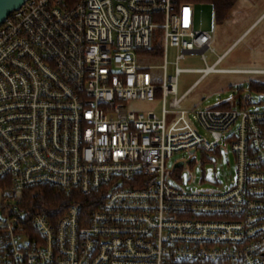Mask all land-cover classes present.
Returning a JSON list of instances; mask_svg holds the SVG:
<instances>
[{
    "label": "built area",
    "instance_id": "obj_1",
    "mask_svg": "<svg viewBox=\"0 0 264 264\" xmlns=\"http://www.w3.org/2000/svg\"><path fill=\"white\" fill-rule=\"evenodd\" d=\"M213 43L195 28L189 0H27L8 15L0 25L5 264H264V108L245 94L231 108L194 110L210 139L177 112L211 74L264 75L219 69L230 51L219 56ZM194 55L206 67L182 69ZM184 72L200 78L179 97ZM158 98L160 115L129 108ZM223 146L236 161L227 188L169 182L176 154ZM43 185L93 197L98 208L78 202L59 219L30 214L24 192Z\"/></svg>",
    "mask_w": 264,
    "mask_h": 264
},
{
    "label": "rangeland",
    "instance_id": "obj_2",
    "mask_svg": "<svg viewBox=\"0 0 264 264\" xmlns=\"http://www.w3.org/2000/svg\"><path fill=\"white\" fill-rule=\"evenodd\" d=\"M194 5L195 28L207 31L214 37L213 48L221 55L233 45L250 27L264 14V0H238L229 17L217 21L213 7L204 0H191ZM208 65H213L217 57L211 52L206 53ZM174 61V50H170V62ZM182 69H202L206 65L199 55L188 56L182 62ZM219 69H259L264 70V18L243 39L237 42ZM169 74H174V67L169 65ZM200 78V74L192 72L181 73L178 78V96H183ZM252 80L264 82V75L245 74H211L206 77L184 100L179 113L187 112L190 122L199 133L210 139L208 132L199 124L194 110L215 108L221 103L233 102L245 94H251L260 108H264V94L250 91ZM168 99V109L169 102ZM162 100L155 102H136L129 108L147 113L162 111ZM176 111H169L168 120L171 128H178L180 122L176 119ZM192 162H189L190 160ZM185 162L177 172L174 166L177 162ZM167 174L172 185L182 187L192 192L221 191L227 188L236 175L235 156L229 147H221L216 152L204 154L200 150L196 155L190 152L176 154L167 161Z\"/></svg>",
    "mask_w": 264,
    "mask_h": 264
},
{
    "label": "trees",
    "instance_id": "obj_3",
    "mask_svg": "<svg viewBox=\"0 0 264 264\" xmlns=\"http://www.w3.org/2000/svg\"><path fill=\"white\" fill-rule=\"evenodd\" d=\"M204 1L208 2L213 7L217 21H223L229 17L238 0ZM158 49L159 45L157 46V50ZM249 88L250 91L264 94V82L252 80L249 83ZM231 107V103L225 102L215 108L226 109ZM91 199H93V197L85 196L79 192H67L58 187L49 185L33 187L24 192V205L30 214H35L37 212L44 213L52 219L63 217L67 210L78 202L85 204L90 211L96 210L98 208V203H91ZM29 229L32 234L36 235V231L33 227L30 226ZM0 264H5L2 258H0Z\"/></svg>",
    "mask_w": 264,
    "mask_h": 264
},
{
    "label": "water",
    "instance_id": "obj_4",
    "mask_svg": "<svg viewBox=\"0 0 264 264\" xmlns=\"http://www.w3.org/2000/svg\"><path fill=\"white\" fill-rule=\"evenodd\" d=\"M27 0H0V25L10 13L21 8ZM183 163H178L176 167H182Z\"/></svg>",
    "mask_w": 264,
    "mask_h": 264
},
{
    "label": "crops",
    "instance_id": "obj_5",
    "mask_svg": "<svg viewBox=\"0 0 264 264\" xmlns=\"http://www.w3.org/2000/svg\"><path fill=\"white\" fill-rule=\"evenodd\" d=\"M247 31H248V30H247ZM247 31H246V32H247ZM246 32H245V33H246ZM245 33H244V34H243V35H242V36H241V37H240V38H239V39H238L233 45H231L226 51H224L221 55H224L226 52L231 51V49L233 48V46H234L237 42H239L240 39H242V38L245 36ZM215 53H216V51H215ZM216 54H217V53H216ZM217 55H218V54H217ZM221 55H219V56H221ZM225 59H226V58H225ZM225 59H224V60H225ZM224 60L222 61V63L224 62Z\"/></svg>",
    "mask_w": 264,
    "mask_h": 264
}]
</instances>
